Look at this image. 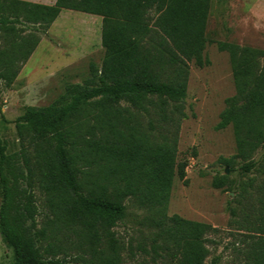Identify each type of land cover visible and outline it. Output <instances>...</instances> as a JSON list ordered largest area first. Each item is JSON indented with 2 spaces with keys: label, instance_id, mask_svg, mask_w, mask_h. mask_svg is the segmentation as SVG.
I'll return each instance as SVG.
<instances>
[{
  "label": "trees",
  "instance_id": "16d2710c",
  "mask_svg": "<svg viewBox=\"0 0 264 264\" xmlns=\"http://www.w3.org/2000/svg\"><path fill=\"white\" fill-rule=\"evenodd\" d=\"M210 2L0 0V117L1 88L13 86L63 11L101 18L104 52L81 83H66L45 107L22 110L16 162L0 137V237L12 264H64L74 250L83 264H122L112 230L125 203L159 215L149 223L158 238L141 248L153 263L206 264L207 236L218 230L166 212L175 177L188 186L178 142L190 65H209ZM216 47L228 55L234 85L215 130L231 127L235 154L219 162L230 172L237 166L243 180L221 176L211 185L234 194L228 226L239 233L244 264H264V51ZM33 190L45 209L39 224Z\"/></svg>",
  "mask_w": 264,
  "mask_h": 264
},
{
  "label": "rangeland",
  "instance_id": "374dc122",
  "mask_svg": "<svg viewBox=\"0 0 264 264\" xmlns=\"http://www.w3.org/2000/svg\"><path fill=\"white\" fill-rule=\"evenodd\" d=\"M21 1L41 5L55 2ZM100 34L101 18L63 11L41 35L37 48L23 65L13 86L1 88L0 137L7 156L14 162L19 152L16 121L22 110L49 105L63 93L66 83H81L88 76L90 65L99 68L104 53ZM205 34L209 44L203 56L209 65L201 69L190 65L184 102L187 118L181 123L178 142V161L188 165V186L175 177L166 214L208 224L218 230L217 234L207 236L210 255L206 264H244L238 254L241 249L239 233L228 226L231 218L227 208L234 194L215 190L211 185L214 178L221 176L235 183L243 180L237 166L230 172L219 162L235 154L231 127L215 130L225 100L234 95V85L228 55L220 53L216 43H234L264 51V0H211ZM262 154L260 151L256 160ZM32 193L37 210L35 221L39 224L45 209L40 194L36 190ZM125 206L124 219L112 230L123 247L122 264H155L150 256L141 253V248L149 250L158 238L160 232L149 223L157 220L159 215L129 203ZM77 254L81 251H72V258L64 264H83L75 258ZM0 264H12V252L1 237Z\"/></svg>",
  "mask_w": 264,
  "mask_h": 264
},
{
  "label": "water",
  "instance_id": "95a60500",
  "mask_svg": "<svg viewBox=\"0 0 264 264\" xmlns=\"http://www.w3.org/2000/svg\"><path fill=\"white\" fill-rule=\"evenodd\" d=\"M225 174H226V175L228 174V169L225 170Z\"/></svg>",
  "mask_w": 264,
  "mask_h": 264
},
{
  "label": "crops",
  "instance_id": "0c3cea01",
  "mask_svg": "<svg viewBox=\"0 0 264 264\" xmlns=\"http://www.w3.org/2000/svg\"><path fill=\"white\" fill-rule=\"evenodd\" d=\"M57 19H58V18H57ZM56 21H57V20H56ZM56 21H55V22H56ZM53 24H54V23H53Z\"/></svg>",
  "mask_w": 264,
  "mask_h": 264
}]
</instances>
